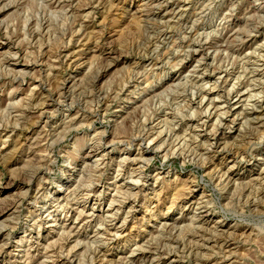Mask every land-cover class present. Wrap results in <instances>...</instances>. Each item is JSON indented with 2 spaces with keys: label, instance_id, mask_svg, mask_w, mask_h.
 <instances>
[{
  "label": "rangeland",
  "instance_id": "1",
  "mask_svg": "<svg viewBox=\"0 0 264 264\" xmlns=\"http://www.w3.org/2000/svg\"><path fill=\"white\" fill-rule=\"evenodd\" d=\"M263 180L264 0H0V264H264Z\"/></svg>",
  "mask_w": 264,
  "mask_h": 264
},
{
  "label": "bare ground",
  "instance_id": "2",
  "mask_svg": "<svg viewBox=\"0 0 264 264\" xmlns=\"http://www.w3.org/2000/svg\"><path fill=\"white\" fill-rule=\"evenodd\" d=\"M181 5V4H180ZM181 7V6H180ZM185 8V7H184ZM189 18V17H188ZM193 19V18H192ZM194 24V23H193ZM26 26V25H25ZM80 27V26H79ZM78 27V28H79ZM199 39V38H198ZM197 40V39H196ZM200 40V39H199ZM156 43V42H155ZM190 43V42H189ZM187 49V48H186ZM190 50V49H189ZM14 53V52H13ZM12 52H10V54L11 55H14ZM49 53V52H48ZM15 55H17V54H15ZM64 60V59H63ZM30 61V60H29ZM2 64V63H1ZM157 65V64H156ZM9 66V65H8ZM14 70H15V68H14ZM24 70L25 69H23V70H21V71H23L24 72ZM96 70V69H95ZM155 70V69H154ZM11 71V70H10ZM21 71H18V73L19 72H21ZM213 72V71H212ZM17 73V72H16ZM22 73V72H21ZM25 74V73H24ZM199 74V73H198ZM18 75V74H17ZM221 75V74H220ZM67 82V81H66ZM183 82V81H182ZM184 84V83H183ZM189 84V83H188ZM194 84V83H193ZM212 84V83H211ZM203 85V84H202ZM195 92V91H194ZM108 93V92H107ZM106 94V93H105ZM104 94V95H105ZM78 95V94H77ZM107 95V94H106ZM58 96V95H57ZM116 96V95H115ZM212 97V96H211ZM137 98H139V96H137ZM60 99V98H59ZM58 99V100H59ZM217 99V98H216ZM75 100V99H74ZM247 100V99H246ZM130 101V100H129ZM210 101V100H209ZM134 101L132 100V103H133ZM84 103V102H83ZM226 104V103H225ZM237 106V105H236ZM10 108V107H9ZM123 108H125V106L123 107ZM122 108V109H123ZM208 109V108H207ZM260 109V108H259ZM222 112V111H221ZM44 113V112H43ZM41 116V115H40ZM194 116V115H193ZM262 117V116H261ZM144 118V117H143ZM142 118V119H143ZM203 119V118H202ZM234 121H235V119H234ZM65 122V121H64ZM146 122V121H145ZM202 123V122H201ZM214 123V122H213ZM177 124V123H176ZM215 125V124H214ZM53 127V126H52ZM77 129V128H76ZM218 130V129H217ZM212 131V130H211ZM213 132V131H212ZM201 133V132H200ZM58 136V135H57ZM92 136V135H91ZM101 136V135H100ZM157 136V135H156ZM177 136V135H176ZM198 138H199V136H197ZM158 138V137H157ZM167 138V137H166ZM175 138V137H174ZM188 138V137H187ZM155 140V139H154ZM217 140V139H216ZM102 141V140H101ZM220 141H221V138H218V140H217V142H215V145H214V148L213 149H216V150H214V153H218L219 151H218V148L220 147L219 145H220ZM95 142V141H94ZM177 142V141H176ZM209 142V141H208ZM186 143V142H185ZM176 144V143H175ZM151 145V144H150ZM188 145V144H187ZM207 145V144H206ZM172 147V146H171ZM194 147V146H193ZM171 150V149H170ZM211 150V149H210ZM168 151V150H167ZM213 151V150H212ZM48 152V151H47ZM51 152V151H50ZM205 152V151H204ZM166 155H168V153L166 154ZM101 156V155H100ZM187 156H188V154H187ZM191 157H193V156H191ZM242 157H243V155H242ZM224 158V157H223ZM147 160V159H146ZM204 160V159H203ZM54 161V160H53ZM145 161V160H144ZM51 162V161H50ZM99 162V161H98ZM48 163V162H47ZM52 164V163H51ZM205 165V164H204ZM48 166V165H47ZM217 166V165H216ZM218 167H216V169H217ZM137 170V169H136ZM214 172V171H213ZM218 172V171H217ZM216 172V173H217ZM213 174V173H212ZM223 174H231V173H229V170L227 171V172H223ZM223 174H221V176L223 175ZM230 176V175H229ZM141 177V176H140ZM139 179V178H138ZM137 179V180H138ZM222 179H223V177H222ZM228 179V178H227ZM226 179V180H227ZM261 179V178H260ZM46 180V179H45ZM130 180V179H129ZM135 180V179H134ZM148 180V179H147ZM236 181V180H235ZM264 181V180H263ZM13 182V181H12ZM61 182V181H60ZM62 182H65V178H64V181H62ZM136 182V181H135ZM248 182V181H247ZM237 183V182H236ZM93 184V183H92ZM264 186V185H263ZM119 188V187H118ZM185 189V188H184ZM179 190V193H180V189H178ZM131 191V190H130ZM138 191V190H137ZM182 192V191H181ZM134 193V192H133ZM102 194V193H101ZM136 194V193H135ZM176 194H178V192L176 193ZM195 194V193H194ZM137 195V194H136ZM176 196V195H175ZM180 196V194H178V197ZM138 197V196H137ZM177 197V196H176ZM176 197H175V199H176ZM177 197V198H178ZM114 199V198H113ZM112 202V201H111ZM122 202V201H121ZM176 203V202H175ZM245 203V202H244ZM121 205V204H120ZM143 205V204H142ZM194 204H193V202L191 203L190 202V207H192ZM175 206V205H174ZM112 207V206H111ZM189 207V208H190ZM116 208V207H115ZM120 209H121V207H120ZM129 209H131L130 207H129ZM172 209H173V205L171 206V207H169V212L170 211H172ZM107 210H109V209H107ZM91 212V211H90ZM128 211H126V213H127ZM146 212V211H145ZM83 213V212H82ZM106 213V212H105ZM168 213V212H167ZM87 214V213H86ZM89 214H91V213H89ZM110 214V213H109ZM51 215V214H50ZM111 215V214H110ZM114 215H115V213H114ZM113 215V216H114ZM112 216V215H111ZM115 217V216H114ZM123 219H125V218H123ZM57 220V219H56ZM125 220H127V219H125ZM54 223V222H53ZM166 224V223H165ZM121 225V224H120ZM192 225V224H191ZM65 226V225H64ZM63 226V227H64ZM102 226V225H101ZM119 226V225H118ZM70 227V226H69ZM2 230V229H1ZM69 230H70V228H69ZM65 232V231H64ZM67 232V231H66ZM70 232V231H69ZM59 233V232H58ZM75 233V232H74ZM80 233V232H79ZM120 233V232H119ZM114 234V233H113ZM119 235V234H118ZM75 236V235H74ZM70 237V236H69ZM25 238V237H24ZM21 241V240H20ZM25 241V240H24ZM22 242V241H21ZM21 245H22V243H21ZM25 245V244H24ZM24 247V246H23ZM235 250V249H234ZM69 255V254H68ZM92 259H94V258H92ZM102 261V260H101Z\"/></svg>",
  "mask_w": 264,
  "mask_h": 264
}]
</instances>
